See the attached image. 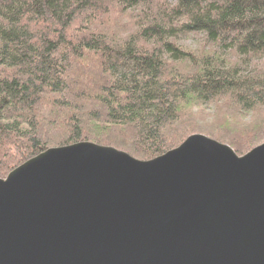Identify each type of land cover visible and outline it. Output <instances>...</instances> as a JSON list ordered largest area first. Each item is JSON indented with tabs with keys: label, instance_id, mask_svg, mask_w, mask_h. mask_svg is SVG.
I'll return each mask as SVG.
<instances>
[{
	"label": "trees",
	"instance_id": "1",
	"mask_svg": "<svg viewBox=\"0 0 264 264\" xmlns=\"http://www.w3.org/2000/svg\"><path fill=\"white\" fill-rule=\"evenodd\" d=\"M197 132L264 142V0H0V178L51 147L149 160Z\"/></svg>",
	"mask_w": 264,
	"mask_h": 264
},
{
	"label": "water",
	"instance_id": "2",
	"mask_svg": "<svg viewBox=\"0 0 264 264\" xmlns=\"http://www.w3.org/2000/svg\"><path fill=\"white\" fill-rule=\"evenodd\" d=\"M0 264H264V142L48 148L0 178Z\"/></svg>",
	"mask_w": 264,
	"mask_h": 264
},
{
	"label": "rangeland",
	"instance_id": "3",
	"mask_svg": "<svg viewBox=\"0 0 264 264\" xmlns=\"http://www.w3.org/2000/svg\"><path fill=\"white\" fill-rule=\"evenodd\" d=\"M194 42H196L197 43V41H194ZM187 45H191L193 42L191 41V40H187L186 42H185ZM193 46H191L190 48H192ZM210 110H209V108L208 107H204V112L205 113H208ZM197 112H198V116H201L200 115V110H197ZM197 134H202V135H205V133H202V132H197ZM206 136V135H205ZM206 137H208V136H206ZM210 138V137H209ZM212 139V138H211ZM214 140V139H213ZM216 141V140H215ZM218 142V141H217ZM220 143V142H219ZM222 144H225V143H222ZM225 145H228V144H225ZM259 145V144H258ZM229 146V145H228ZM232 150H233V148L231 147V146H229ZM233 152L238 156V157H240V156H242V155H244V154H237L234 150H233ZM247 153V152H246Z\"/></svg>",
	"mask_w": 264,
	"mask_h": 264
}]
</instances>
